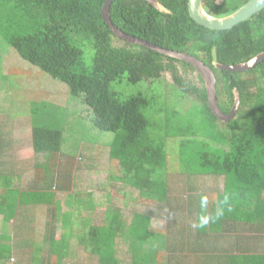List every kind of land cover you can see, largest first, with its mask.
Returning a JSON list of instances; mask_svg holds the SVG:
<instances>
[{
    "label": "trees",
    "instance_id": "trees-1",
    "mask_svg": "<svg viewBox=\"0 0 264 264\" xmlns=\"http://www.w3.org/2000/svg\"><path fill=\"white\" fill-rule=\"evenodd\" d=\"M107 1L0 0V40L41 73L66 84L72 101L80 98L91 108L94 128L114 134L109 153L111 180L137 191L138 204L147 207L157 203V218L174 221L168 223L169 227L264 226V60L243 72L214 68L218 100L225 114L230 113L235 103L234 89L241 95L235 117L223 122L209 106L202 76L198 73L202 86H196L181 72V69L195 71L192 65L129 43L112 31L103 19ZM158 1L170 13L156 9L146 0H115L110 18L129 35L164 49L191 54L208 65L213 59L235 65L264 51V9L232 29L212 30L190 17L189 0ZM249 1L203 0V6L210 15L224 17ZM0 73L8 75L1 67ZM165 73L174 84L168 89L162 86ZM148 82L166 93L121 99L115 91L117 86L125 89ZM33 94L24 102L32 113L33 150L43 160L34 167L35 178L47 188L44 201L48 204L54 198L55 193L48 189L73 192L70 197L79 196L81 209L95 212L98 207L92 195L77 191L81 159L65 154L67 133L63 111L58 108L60 116L53 107H48V102L35 99ZM181 102L190 103L186 110L180 109ZM169 138L181 139L180 173L223 180L222 191L196 190L194 200L188 195V213L183 201L171 197L167 177ZM1 140L2 136L0 198L4 199L0 200V213H3L12 206L11 194L20 192L13 184L24 173H17L11 165L2 169L5 163ZM26 194L40 196L37 191ZM121 212L118 208L109 209L103 224L122 225ZM182 212L187 217H182L181 224L178 218ZM156 214L134 212L130 224L148 229ZM81 216L66 224L92 227L89 218L92 216ZM12 218L13 215L5 213V229L0 238L9 240L13 236L9 233L12 231L9 226L14 225ZM100 229L96 227L95 236H103L98 232Z\"/></svg>",
    "mask_w": 264,
    "mask_h": 264
},
{
    "label": "crops",
    "instance_id": "crops-1",
    "mask_svg": "<svg viewBox=\"0 0 264 264\" xmlns=\"http://www.w3.org/2000/svg\"><path fill=\"white\" fill-rule=\"evenodd\" d=\"M15 182L20 192L11 194L12 206L0 213V236L5 213L13 215L14 224L13 236L0 238V264H264V226L200 227L204 235L197 225L132 227L131 216L129 224L109 227L103 224L106 216L95 223L98 215L81 209L73 192L48 189L55 193L48 205L47 188L37 179ZM30 191L41 197H30ZM61 193L65 202L58 199ZM83 214L92 216V227L66 224ZM97 225L101 237L95 236Z\"/></svg>",
    "mask_w": 264,
    "mask_h": 264
},
{
    "label": "rangeland",
    "instance_id": "rangeland-1",
    "mask_svg": "<svg viewBox=\"0 0 264 264\" xmlns=\"http://www.w3.org/2000/svg\"><path fill=\"white\" fill-rule=\"evenodd\" d=\"M116 40L122 42L119 39ZM0 67L8 74L0 73V137L2 136L3 139L1 140L4 147L2 161L5 163L2 167L3 170L11 165L12 168L17 170V173H24L22 178L36 179L34 164L43 160L33 150L32 125L30 122L32 113L30 106L24 102L28 99L29 94L34 93L33 97L35 99L48 102L47 104H50L48 107H53L60 116L62 112L59 110L64 113V127L67 133L65 137L67 144L64 146L65 154H71L69 157L75 156L77 160L81 159V161L79 160L80 163L82 162L81 166L79 164L81 170H77V191L90 194L95 199L98 207L95 210L96 215H98L95 223L99 224L105 213L111 208L121 209L123 212H121V215L124 214L122 222L127 224H129L131 214L134 212L157 213L151 221L152 225L168 227V223H174V221L157 218V215H159V211L156 210L157 203L152 202L147 207L138 204L136 201L137 191L111 180L109 153L114 134L103 133L94 128L91 108H88L82 100H79L80 98L72 101L66 84L41 73L37 67L22 59L13 48L2 43L1 40ZM181 72L187 76L191 83L202 86L197 71L189 70L185 72L181 69ZM166 85L167 87H165ZM171 85H174L173 80L169 74L165 73L162 86L168 89ZM9 88H11L10 91ZM115 91L121 99L127 98L129 95L144 94L158 97V92L166 93L165 89L155 87L151 82L137 87L127 86L125 89L117 86ZM189 104L186 105L181 102L180 109L186 110ZM180 142V138L167 139L170 158L167 177L172 192L171 197H177L178 200L183 201L182 206L186 208L188 213L189 197L194 200V196L198 192L222 191L224 184L222 179L213 177L195 178L180 173L181 165L178 161ZM40 187L44 188V186ZM65 194L62 195L61 193L58 199L65 202ZM182 217H187V215L182 212L179 216L178 221L181 224L183 223Z\"/></svg>",
    "mask_w": 264,
    "mask_h": 264
},
{
    "label": "water",
    "instance_id": "water-1",
    "mask_svg": "<svg viewBox=\"0 0 264 264\" xmlns=\"http://www.w3.org/2000/svg\"><path fill=\"white\" fill-rule=\"evenodd\" d=\"M115 0H108L104 10H103V19L104 21L111 27L112 31L122 38L123 40L135 44L146 47L153 51L159 52L165 56L172 57L174 59H178L188 64L192 65L194 69L202 76L205 81V86L208 93V102L211 110L214 114L223 122H227L232 120L239 108L241 95L236 90V99L229 114H225L219 104L218 95H217V78L214 70L208 66L205 62L200 60L199 58L179 51H174L171 49H164L155 44L149 43L145 40H141L136 38L135 36L129 35L123 32L119 27H117L110 18V7L111 4ZM151 5H153L156 9L164 12L170 13V11L158 0H146ZM189 14L190 17L199 25H202L206 28L212 30H229L237 26L238 24L248 20L255 14L259 13L264 9V0H251L246 3L244 6L239 8L237 11L233 12L224 17H214L210 15L203 6V0H189L188 2ZM216 60V59H215ZM264 60V54L258 56L254 60L248 63H241L235 65H222L218 62H214V68L221 71H232V72H243L245 70H249L255 67L257 64L261 63Z\"/></svg>",
    "mask_w": 264,
    "mask_h": 264
},
{
    "label": "flooded vegetation",
    "instance_id": "flooded-vegetation-1",
    "mask_svg": "<svg viewBox=\"0 0 264 264\" xmlns=\"http://www.w3.org/2000/svg\"><path fill=\"white\" fill-rule=\"evenodd\" d=\"M241 8V7H240ZM264 54V51L263 52H258L256 55H254L251 59H249V60H247V61H244V62H241V63H248V62H250V61H252V60H254L255 58H257L258 56H261V55H263ZM214 62H218L219 64H222V65H228V64H224V63H222V62H220V61H217V60H215V59H213V61L211 62V65H208L207 63V65L208 66H210L213 70H214ZM241 63H239V64H241ZM196 71V70H195ZM225 71V70H224ZM198 73V72H197ZM236 89H234V93H235V96H236ZM236 99V98H235Z\"/></svg>",
    "mask_w": 264,
    "mask_h": 264
}]
</instances>
